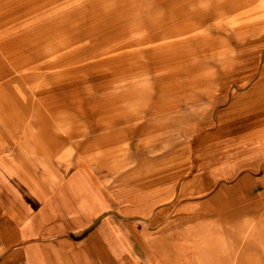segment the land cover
<instances>
[{
    "label": "rangeland",
    "instance_id": "374dc122",
    "mask_svg": "<svg viewBox=\"0 0 264 264\" xmlns=\"http://www.w3.org/2000/svg\"><path fill=\"white\" fill-rule=\"evenodd\" d=\"M0 264H264V3L0 0Z\"/></svg>",
    "mask_w": 264,
    "mask_h": 264
},
{
    "label": "crops",
    "instance_id": "0c3cea01",
    "mask_svg": "<svg viewBox=\"0 0 264 264\" xmlns=\"http://www.w3.org/2000/svg\"><path fill=\"white\" fill-rule=\"evenodd\" d=\"M240 203V202H242L241 201V199H239V200H236L235 198L234 199H229V201H228V203H229V207H232V206H236L237 205V203ZM244 210L243 209H241V208H236V209H229L226 213L228 214V213H230V216L231 217H233V216H237V215H239V214H241L242 212H243ZM225 213V214H226ZM214 239V238H213ZM216 249V248H215ZM165 250H166V248H165ZM167 251V250H166ZM167 253V252H166ZM165 253V254H166ZM178 255H181V253H178V250H176V256H178ZM6 260L4 259V260H1V262H5Z\"/></svg>",
    "mask_w": 264,
    "mask_h": 264
},
{
    "label": "bare ground",
    "instance_id": "6f19581e",
    "mask_svg": "<svg viewBox=\"0 0 264 264\" xmlns=\"http://www.w3.org/2000/svg\"><path fill=\"white\" fill-rule=\"evenodd\" d=\"M251 2L253 3V2H257V3H264V0H251Z\"/></svg>",
    "mask_w": 264,
    "mask_h": 264
}]
</instances>
